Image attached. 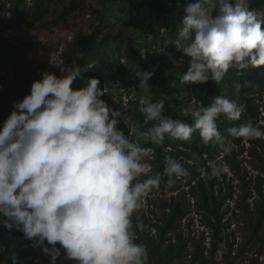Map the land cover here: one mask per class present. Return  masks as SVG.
<instances>
[{"label": "clouds", "instance_id": "1", "mask_svg": "<svg viewBox=\"0 0 264 264\" xmlns=\"http://www.w3.org/2000/svg\"><path fill=\"white\" fill-rule=\"evenodd\" d=\"M251 4L177 3L182 13L178 35L168 47L181 56L173 58L168 47L163 55L179 70L180 84L219 85L232 69L264 66V10ZM138 51L141 59L151 54ZM94 64L61 69L60 76L45 71L33 81L30 94L13 102L0 126V226L40 247L48 264L58 259L59 264H148V248L136 242L145 198L189 172L180 158L165 155L163 172L153 173L154 149L146 145L161 147L166 137L188 142L198 133L203 145L218 146L227 156L237 139L264 141V126L249 118L227 127L226 136L221 133V117L239 121L245 111L238 103L240 83L234 85L235 98L217 95L207 106L193 98L183 105L181 116L191 123L166 115L164 100L153 101L149 82L154 71L138 69L132 92L142 90L138 103L144 123L126 133L121 112L113 107L115 98L112 104L102 99L108 89L98 77L86 75ZM222 159L209 161L202 176L210 181L224 174L228 169ZM194 201L190 213L201 214ZM18 260L13 253L11 264Z\"/></svg>", "mask_w": 264, "mask_h": 264}, {"label": "trees", "instance_id": "2", "mask_svg": "<svg viewBox=\"0 0 264 264\" xmlns=\"http://www.w3.org/2000/svg\"><path fill=\"white\" fill-rule=\"evenodd\" d=\"M51 0H36L32 7L28 6L27 0H16L13 11V18L6 23L0 19V31H7L13 28L16 19L17 23L23 27L28 26L34 29L37 28H61L68 24L69 16L71 14V5H65L60 12L54 13V17H50L53 13L50 5ZM169 1L177 4L180 1L192 0H93L90 4V15L92 16V25L90 32L78 31L74 39L69 43V48L65 53L64 63L56 65L50 69L25 73H19L25 69L23 57L27 51L33 46L38 45L36 41L29 40L20 41L19 44L7 47L0 42V84L3 85L0 91V126L6 120L8 115L13 110V102L22 101L23 98L30 94V89L33 81L41 79V73L47 71L55 73L57 76L61 75V69L72 68L76 65L87 68L88 64L95 62L86 75L98 77L106 88L107 84H111L109 80H121L123 87L129 88L133 84L132 79L135 77V71L139 70H153L152 77L153 86V101L164 100L165 114L173 118L185 119L191 123L190 118L181 116V107L184 105V98L172 94V91L178 90V86L173 83L170 86L161 88L162 78L159 73L167 71L165 79L178 77L179 74L169 66L168 62L161 63L157 68V58L151 54L147 55V59H141L138 49L146 48L150 53L152 45L158 43V38H161V44L168 40L169 44L177 38V28L181 20V11L175 10L169 5ZM78 0H72V4H78ZM264 6V0H253L251 7L258 10ZM149 17V19H147ZM147 22V25H146ZM162 23L163 25H160ZM2 25V26H1ZM165 27L162 33L160 28ZM173 53L177 58L181 56L174 46H171ZM125 59V61H123ZM188 67L187 60L185 61ZM186 67V70H187ZM131 68V70H129ZM251 68L258 84L264 83V66L251 67L246 66L237 68L238 72L243 73ZM3 72L6 75L13 77L10 81L6 80V75L1 76ZM164 78V77H163ZM136 82V81H134ZM139 81L136 82L138 84ZM234 77L230 73L225 80L217 85L214 82H209L202 86H196L197 99L205 106L217 96H226L230 99L235 98ZM11 86V87H10ZM118 94L122 95L120 89H117ZM142 91V90H140ZM251 89L242 87L239 94L238 103L245 105V111L242 113L239 121H227L223 117L218 122L219 129L222 134L227 135L225 129L229 126L239 125L245 123L247 119L251 118L256 124H259L261 110L260 105L256 99L249 94ZM262 98V97H259ZM102 99L113 103V99H109V95L105 94ZM139 95H136V100L133 101L132 109L134 110V123H144V117L140 111L141 106L138 103ZM190 102V99H185ZM117 103L113 107L121 112L122 122L120 127L126 132L132 122L126 116L121 98L116 100ZM149 122L145 127H150ZM245 143L243 139L234 141L235 147H240ZM254 145L249 149V155H253L258 160L264 161L262 154L256 146L261 145V140L250 141ZM154 149L155 158L151 161L153 173L163 172L164 156L170 155L180 158L188 169L189 175L177 179L171 186L162 187L159 191L163 192H178L181 189L183 178H188L191 186L188 191L185 190L183 195H189V204L184 205L180 199L175 204L166 203L162 205L164 218L153 224L157 230L155 234L149 232L141 238H137L136 242L144 244L148 248L149 261L151 264H186L189 258L192 264H210L212 258L215 256V248L218 243L226 242L223 233L231 229L233 224H246V239L242 254L247 249H254L257 245L260 247L264 244V201L251 205L247 199L252 197V192H248L246 175H241L245 180L242 185L245 190L244 203L237 202L234 208L230 204L225 208L227 199L233 198L232 192L224 191L223 181L227 179V172L220 177L212 180H207L205 171L207 170L208 162L215 160L222 152L218 146L209 144L203 145L198 133H194L192 139L188 142L173 140L171 137H166L164 145L156 147L154 145H146ZM171 146L172 149L168 147ZM165 148L169 151L165 152ZM207 155L206 157L204 155ZM237 154L232 156H223L221 159L224 163L232 168L235 175H239L242 168L238 163ZM211 158V160L208 159ZM191 160L193 162H191ZM264 168V163H263ZM243 180V181H244ZM263 178L258 180V192L262 193ZM195 183L193 184L192 182ZM232 188V186H231ZM191 200H196L197 212L207 217L206 225L213 229L214 249H209L203 245L201 241L195 242L190 235L186 239L182 236L177 238V246L173 247L170 242L172 240L175 229L181 230V221L191 212ZM144 208H142L139 216L142 228H146V216H144ZM229 213H236L242 216V219H235L228 217ZM159 217L156 218L158 220ZM155 219V218H154ZM225 220V221H224ZM219 233H221L219 235ZM233 231V235H234ZM217 235V236H216ZM236 239V236H233ZM0 238L4 245H6L5 252L0 255V264H11V256L13 253L19 254L18 247L28 244V248L24 254L20 255L18 264H34V261L39 262L43 259L44 254L40 247H33L32 242L26 240L23 234L16 230H6L0 226ZM244 239V238H243ZM194 249V253L189 255L188 244ZM21 244V245H20ZM230 250L226 254L228 262H231L233 255L231 252L232 244L228 243ZM207 253V254H206ZM219 264L220 262L212 261ZM37 264V263H35ZM59 264V259H58ZM66 264H71L66 262Z\"/></svg>", "mask_w": 264, "mask_h": 264}, {"label": "rangeland", "instance_id": "3", "mask_svg": "<svg viewBox=\"0 0 264 264\" xmlns=\"http://www.w3.org/2000/svg\"><path fill=\"white\" fill-rule=\"evenodd\" d=\"M16 0H0V19L4 20L6 23L11 18H13V11L11 9L14 7ZM36 0H27L28 6L32 7L34 2ZM78 4L73 5L72 0H51L50 5L51 9L53 11L51 18L55 16L54 13H58L61 11V9L65 5H71V14L69 16V22L68 27L70 30L76 35L78 31H84V32H90L91 25L93 22V18L90 15V4L93 3V0H78ZM253 1V0H252ZM187 2H195V0L192 1H180L179 3H187ZM169 5L177 9V4H173V2L169 1ZM258 10H264V6ZM149 19V17H147ZM147 25V22H146ZM160 25H163L160 23ZM2 26V25H1ZM68 29V28H67ZM161 32L163 33L165 31V27L161 26L160 28ZM25 40H33L38 43V45L33 46L30 48L27 53L23 57L24 67L25 69L21 71L19 74L24 75L26 72H36V71H42L45 69H50L53 66L61 65L64 63V60L62 59V63L57 64L56 62L49 63L47 54L56 52L59 48V42L61 41L60 35H55L51 32L49 28H31L28 26H20V24L16 22L12 29L7 31H0V42L5 44L7 47H11L13 45H17L20 43V41ZM161 38H158V43L152 45V51L150 52L152 56L157 58V68L160 67L161 63L168 62L169 66L172 68V63L167 55L164 54V49L168 47L169 41L166 40L164 43L161 44ZM69 46H66L63 49V56L67 52ZM145 47L144 49H146ZM166 52L171 53L173 58H177V56L174 55L172 47L169 46L166 49ZM61 57V58H62ZM125 61V59H123ZM186 64L184 65V70L186 71ZM175 73H178L179 70L172 68ZM131 70V68L129 69ZM1 73V72H0ZM234 77V82L240 83L242 87L249 88L251 91H249V94L252 95L256 99L258 95L262 97L261 100H256V102L260 105L259 109L261 110L262 119L260 121V125L264 126V83L263 85H260L257 83L255 79V75L253 74V71L251 68H247L246 71L243 73L238 72L236 69H232L229 72ZM167 71H162L159 73V77L163 79L161 85V88H165L167 86L172 85L175 83L178 86V90L172 91V94L178 95L180 97L184 98L183 104H187V101L185 99H190V101L194 98L196 101L200 102L197 99L196 96V86L194 85H188V84H180L179 78H171L166 80ZM6 75V72H3L1 76ZM6 80L10 81L13 77V73L11 75H6ZM164 77V78H163ZM111 84H107L106 88L108 89V92L106 93L109 95V99L115 98V100H121L123 101V107L126 112L127 118L130 119L132 122V125L135 124L133 121V114L134 110L132 109L133 101L136 100V95H139V92H132L133 89H136V82L138 81L136 76L132 79V85L129 88H124L122 85L121 80H109ZM136 81V82H134ZM152 80H150V85H152ZM11 87V86H10ZM3 85L0 84V91L2 90ZM117 89H120L122 95L118 94ZM153 94V89H152ZM201 103V102H200ZM254 147V145H252ZM249 142H245L243 146L240 147H234L233 151L229 156H232V154H237L236 158L238 163L241 164V172L237 176L235 175L232 168L228 165L227 166V179L223 181V187L224 191H230L232 193L233 198L227 199L225 208L230 204V207L234 208V205H236L237 202L244 203V195L245 190H243L242 185L244 184L245 180L242 179L241 175H246L247 187L248 192H252V197L247 199L251 203V205L255 206L256 203H261L264 201V168L263 163L264 161H260L257 158H255L253 155H249L248 151L252 147ZM259 152L262 154V157L264 159V141H262L261 145L256 146ZM207 156V155H205ZM219 157L222 158L223 154L221 153L216 157L215 160H219ZM209 160L211 158L208 157ZM152 161V160H151ZM150 161V163H151ZM263 178V184H262V193L258 192V180L259 178ZM222 179V176L220 177ZM244 180V181H243ZM232 186V188H231ZM191 186L188 185L187 180H182L181 189L178 192H166L164 195L163 192L157 191L153 192L147 198H145L144 201V216H146V228H142L138 230L137 232V238H141L142 236H145L149 232L151 234H154L156 230L153 227V224L158 222L159 220H162L164 218V212L162 211V205L166 203L175 204L178 200H182L184 202V205L189 204V195H183L185 190H189ZM192 207L191 209H195V201H191ZM228 217H234L235 219H242L241 215H238L236 213H229L227 215ZM158 220H156V218ZM155 218V219H154ZM135 220V217H134ZM141 220V218H140ZM207 217L203 216L202 214H197L195 211L188 214L187 217L181 221V230L175 229V232L173 234L172 240L170 241L173 244V247L176 248L178 242L177 238L179 236H182L183 239H186L188 235L191 236V238H194L195 242L201 241L203 245L209 249H214V242L216 241V237H214V231L213 229H210L206 225ZM225 221V220H224ZM160 224V221L158 222ZM233 231L235 232L234 235L232 234ZM246 224L242 223L241 225L233 224L231 229L227 230V233H223V238L226 242L218 243L215 248V256L212 258V261L220 262L219 264H264V244L262 246H256L254 249H247L244 254H242L246 239ZM221 233H219L220 235ZM217 236V235H216ZM236 236V239L233 237ZM244 238V239H243ZM228 243L232 244V255L234 256L233 259H231V262H228V259L226 258V254L230 250ZM21 245V244H20ZM193 244L190 242L188 244V249L191 253H194V249L191 247ZM6 247V246H5ZM28 244H24L22 246H19L17 256L20 257V255L24 254V252L29 249ZM44 254V253H43ZM207 254V253H206ZM190 259L187 258L186 264H192ZM37 260L34 261V264L37 263ZM210 262V264H216L213 262ZM39 262H42V264H48V257L44 255L43 259ZM71 263V262H70ZM151 264V263H148Z\"/></svg>", "mask_w": 264, "mask_h": 264}, {"label": "built area", "instance_id": "4", "mask_svg": "<svg viewBox=\"0 0 264 264\" xmlns=\"http://www.w3.org/2000/svg\"><path fill=\"white\" fill-rule=\"evenodd\" d=\"M6 1V0H5ZM68 28V29H67ZM54 34L60 35L63 43L59 46L58 50L54 53L47 54L48 60L51 62H56L57 64L62 63L63 49L71 42L74 38V33L70 30L69 27H64L62 30L55 29ZM0 245H3L6 249V245L3 244L0 238ZM1 255V254H0Z\"/></svg>", "mask_w": 264, "mask_h": 264}, {"label": "crops", "instance_id": "5", "mask_svg": "<svg viewBox=\"0 0 264 264\" xmlns=\"http://www.w3.org/2000/svg\"><path fill=\"white\" fill-rule=\"evenodd\" d=\"M21 26H22V25H21ZM64 27H68V24L65 25V26H63V27H61V28L55 27V28H52V29L49 28V29L51 30L52 33H54V30H55V29L62 30ZM74 37H75V35H74ZM73 39H74V38H73ZM59 43H60V44H59V46H60V45L63 43V41L61 40ZM69 43H70V42H69ZM68 45H69V44H67V46H68ZM59 46H58V47H59ZM57 49H58V48H57Z\"/></svg>", "mask_w": 264, "mask_h": 264}, {"label": "water", "instance_id": "6", "mask_svg": "<svg viewBox=\"0 0 264 264\" xmlns=\"http://www.w3.org/2000/svg\"><path fill=\"white\" fill-rule=\"evenodd\" d=\"M21 26V25H20Z\"/></svg>", "mask_w": 264, "mask_h": 264}]
</instances>
